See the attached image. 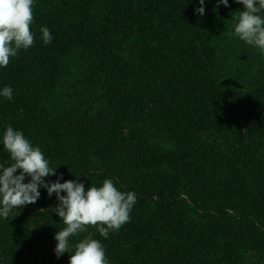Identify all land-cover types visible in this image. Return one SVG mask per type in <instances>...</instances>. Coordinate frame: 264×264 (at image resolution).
Masks as SVG:
<instances>
[{
	"label": "trees",
	"instance_id": "16d2710c",
	"mask_svg": "<svg viewBox=\"0 0 264 264\" xmlns=\"http://www.w3.org/2000/svg\"><path fill=\"white\" fill-rule=\"evenodd\" d=\"M199 7L34 0V44L0 67L13 92L0 95V164L11 125L55 167L46 183L111 179L137 197L118 231L89 227L70 250L88 236L108 264H264V54L234 34L237 0ZM39 191L0 216V264H68L59 201Z\"/></svg>",
	"mask_w": 264,
	"mask_h": 264
},
{
	"label": "clouds",
	"instance_id": "9594fccd",
	"mask_svg": "<svg viewBox=\"0 0 264 264\" xmlns=\"http://www.w3.org/2000/svg\"><path fill=\"white\" fill-rule=\"evenodd\" d=\"M237 2L243 8L235 17L234 34L264 54V17L259 14L264 10V0ZM199 3L201 7L195 11L202 16L205 13L204 0H199ZM218 3L228 6V0H218ZM33 5L34 0H0V67H7L10 58L34 44L31 30ZM40 33L45 45L52 41L47 27H41ZM0 95L11 100V87L5 86ZM2 143L12 163L9 166L0 164V216L9 219L14 208L34 204L40 197L39 188L44 187L49 196L56 194L59 203L51 211L65 225L54 236L56 256L70 252L68 264H108L100 240L85 236L75 243L74 250H70L69 238L87 232L89 227H95L105 238L110 232L118 231L130 220V212L137 201L136 194L118 190L111 179H104L100 186L87 188L77 180L61 183L58 179L46 183L43 178L56 175L55 167H50L39 146H33L22 131L14 130L11 125L3 132ZM25 176L30 177L27 182H24ZM61 191L65 194L61 195Z\"/></svg>",
	"mask_w": 264,
	"mask_h": 264
},
{
	"label": "rangeland",
	"instance_id": "374dc122",
	"mask_svg": "<svg viewBox=\"0 0 264 264\" xmlns=\"http://www.w3.org/2000/svg\"><path fill=\"white\" fill-rule=\"evenodd\" d=\"M232 195H233V193H232Z\"/></svg>",
	"mask_w": 264,
	"mask_h": 264
}]
</instances>
